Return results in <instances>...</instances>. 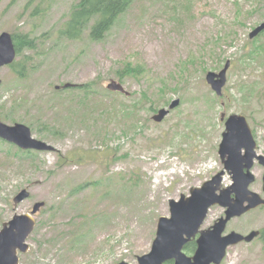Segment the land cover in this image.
<instances>
[{"label": "rangeland", "instance_id": "obj_1", "mask_svg": "<svg viewBox=\"0 0 264 264\" xmlns=\"http://www.w3.org/2000/svg\"><path fill=\"white\" fill-rule=\"evenodd\" d=\"M76 1L44 0L33 14L39 0H0V34L36 39L35 49L17 55L25 76L0 69V117L25 123L55 147L34 150L30 161L8 160L6 149L16 148L0 144V229L43 201L20 264H139L159 218L171 214L170 200L224 169L222 113L244 114L264 155V31L250 37L264 21V0H136L101 40L88 31L81 39L60 35ZM228 59L219 96L206 74ZM128 62L144 73L121 80L117 72ZM112 78L131 95L110 91ZM174 99L179 105L154 120ZM253 172L251 189L264 196L258 161ZM231 184L226 172L223 186ZM23 188L30 196L15 204ZM224 215L225 207L211 206L202 228ZM263 228L260 207L231 219L226 232ZM221 264H264V236L230 246Z\"/></svg>", "mask_w": 264, "mask_h": 264}, {"label": "water", "instance_id": "obj_2", "mask_svg": "<svg viewBox=\"0 0 264 264\" xmlns=\"http://www.w3.org/2000/svg\"><path fill=\"white\" fill-rule=\"evenodd\" d=\"M264 31V21L250 33L253 38ZM17 47L13 35L9 31L0 34V69L12 64L17 58ZM231 60L220 71L209 70L206 81L219 96L227 83V73ZM66 87L71 84H66ZM110 91L131 95L124 83L110 79L107 83ZM180 99H174L168 107H162L153 115V119L162 121L172 109L177 107ZM225 121V130L219 147L224 162V169L205 181L202 186L193 187L190 195L182 194L179 200H170V216H161L157 224L156 237L150 252L138 257L139 264H221L232 245L251 242L260 235V230H252L248 234L238 231L226 232L228 222L251 210L264 206V196L251 189L256 175L253 172L255 162L264 166V155L257 151V141L251 125L244 114H221ZM0 138L25 150H54L50 143L38 139L25 123L8 124L0 117ZM228 172L232 184L223 186L224 176ZM264 190V174H263ZM30 191L21 189L14 197L15 204L29 198ZM225 207V215L218 218L211 226L202 228L209 209L213 205ZM45 202H36L29 213L15 214L5 221L0 229V264H20V254L29 251L27 242L33 232L36 219L34 217ZM193 239L196 249L192 255L187 254L185 247ZM114 264H127L121 261Z\"/></svg>", "mask_w": 264, "mask_h": 264}, {"label": "trees", "instance_id": "obj_3", "mask_svg": "<svg viewBox=\"0 0 264 264\" xmlns=\"http://www.w3.org/2000/svg\"><path fill=\"white\" fill-rule=\"evenodd\" d=\"M33 1L36 0H31V2ZM135 1L136 0H77L68 13L67 19L63 22L62 26L59 29L60 35L68 39H81L84 36L85 32L88 31V36L90 37V39L101 40L117 23L121 15L125 13L134 4ZM43 3L44 0H39V3L36 6L33 14L41 13L43 11L40 6ZM12 35L17 47L18 54H20L24 48H27L29 50L36 48V39L28 33L20 34L18 32H14L12 33ZM18 65L19 62L15 60L12 64H10V67H12L18 75L22 77L25 76L26 72L24 69V65L21 64L19 65V67H17ZM144 70L145 68L142 64H132L128 62L117 73L120 79L123 80L127 75H142L144 73ZM70 88L75 89L72 87ZM90 88V85H78L76 89L90 92ZM1 143H3V145H8L10 149L16 148L15 151H7L6 149L4 158L8 160H11L12 158H14V156H28L27 158L29 160L27 161L35 158L37 151L18 148L13 143H10L2 138H0V144ZM1 147L2 146H0V149H2ZM82 156L80 155L77 158L83 160L85 156ZM71 157H74V155ZM11 162H13V160ZM0 165H2L1 161ZM78 188L81 189L83 188V186H79ZM87 222L83 224H87ZM261 235L264 236V228L262 229ZM78 237L80 238V236ZM195 248V241H192L186 245V250L188 252H193Z\"/></svg>", "mask_w": 264, "mask_h": 264}, {"label": "flooded vegetation", "instance_id": "obj_4", "mask_svg": "<svg viewBox=\"0 0 264 264\" xmlns=\"http://www.w3.org/2000/svg\"><path fill=\"white\" fill-rule=\"evenodd\" d=\"M264 167V166H263ZM195 240V239H194Z\"/></svg>", "mask_w": 264, "mask_h": 264}]
</instances>
